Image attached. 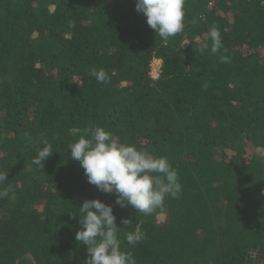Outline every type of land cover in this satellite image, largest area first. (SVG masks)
Masks as SVG:
<instances>
[{
	"label": "trees",
	"instance_id": "obj_1",
	"mask_svg": "<svg viewBox=\"0 0 264 264\" xmlns=\"http://www.w3.org/2000/svg\"><path fill=\"white\" fill-rule=\"evenodd\" d=\"M135 3L0 0V190L12 189L0 199V264H85L75 233L92 199L112 206L136 264H264V0H185L184 29L166 41ZM96 126L178 172L161 219L87 181L69 129ZM45 140L42 169L32 160ZM250 145L260 154L246 159Z\"/></svg>",
	"mask_w": 264,
	"mask_h": 264
},
{
	"label": "clouds",
	"instance_id": "obj_2",
	"mask_svg": "<svg viewBox=\"0 0 264 264\" xmlns=\"http://www.w3.org/2000/svg\"><path fill=\"white\" fill-rule=\"evenodd\" d=\"M185 0H136L135 9L146 17L147 25L162 40L175 37L184 29ZM211 40L210 52L216 54L222 47L220 31L213 26L207 33ZM205 47H208L205 44ZM203 51V49H201ZM227 56L220 61L228 62ZM97 82L104 83L109 77L103 69L90 73ZM69 135L77 137L67 147L71 158L83 168L87 181L104 193L116 194V204L131 206L144 215L162 207L165 198H177L182 191L178 172L171 167L167 157H155L134 145L116 142L111 132L96 126L69 129ZM53 145L43 141L32 163L43 169V162L52 155ZM152 173L160 175L153 176ZM8 172L0 171V185ZM11 186L0 190V199L9 196ZM11 198H15L14 192ZM82 229L75 233L76 241L87 245L85 264H136L131 252L121 250L116 217L112 206L99 199L85 200L79 207ZM128 220H122L126 224ZM143 233L137 229L126 234L127 244L140 243Z\"/></svg>",
	"mask_w": 264,
	"mask_h": 264
},
{
	"label": "rangeland",
	"instance_id": "obj_3",
	"mask_svg": "<svg viewBox=\"0 0 264 264\" xmlns=\"http://www.w3.org/2000/svg\"><path fill=\"white\" fill-rule=\"evenodd\" d=\"M160 63H161V62L158 61V60H154V61H152L151 65H150V69H151L150 74H151L152 76H156V75H157V73H158V69H159V66H160ZM245 149H246V155H245L246 159H249V158H251L252 156H256V157H257V154H260V151L257 150V149H255V148H253L251 145H250V146H246ZM227 154H230V152L227 151ZM216 156H217L218 158H221V152L218 151V152L216 153ZM254 158H255V157H254ZM157 209H159V210H158L159 214H158L157 216H158V218L161 219L162 214L164 213V210L162 209V207H158Z\"/></svg>",
	"mask_w": 264,
	"mask_h": 264
},
{
	"label": "built area",
	"instance_id": "obj_4",
	"mask_svg": "<svg viewBox=\"0 0 264 264\" xmlns=\"http://www.w3.org/2000/svg\"><path fill=\"white\" fill-rule=\"evenodd\" d=\"M152 76V75H151ZM154 79H156L157 77H158V73H157V75L156 76H152Z\"/></svg>",
	"mask_w": 264,
	"mask_h": 264
}]
</instances>
